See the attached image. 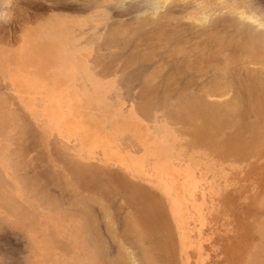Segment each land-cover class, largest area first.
I'll list each match as a JSON object with an SVG mask.
<instances>
[{"label":"rangeland","instance_id":"1","mask_svg":"<svg viewBox=\"0 0 264 264\" xmlns=\"http://www.w3.org/2000/svg\"><path fill=\"white\" fill-rule=\"evenodd\" d=\"M0 60L28 113L0 141V264H264V142L202 165L205 125L183 117L236 98L216 141L256 122L264 0H0Z\"/></svg>","mask_w":264,"mask_h":264},{"label":"bare ground","instance_id":"2","mask_svg":"<svg viewBox=\"0 0 264 264\" xmlns=\"http://www.w3.org/2000/svg\"><path fill=\"white\" fill-rule=\"evenodd\" d=\"M262 24V23H261ZM242 44H245L244 46H247L248 48V45L247 43H242ZM249 44V43H248ZM252 46V45H251ZM184 48V47H183ZM239 49H234L232 50L231 54H230V57H229V60H227V64H229L227 67H230L232 66L233 64H239L242 62L243 58H241V55H240V47H238ZM251 48V47H250ZM252 49V48H251ZM253 50V49H252ZM183 51V50H182ZM246 51V50H245ZM251 51V50H250ZM253 52V51H251ZM242 53V51H241ZM208 54V53H207ZM249 54V53H248ZM257 56L259 54H261L259 51L255 53ZM206 55V54H205ZM254 56V55H253ZM251 56V57H253ZM256 56H254L255 58ZM219 65V64H218ZM224 66V68H227ZM200 68V67H199ZM220 68H221V65H220ZM223 68V69H224ZM222 69V70H223ZM84 70V69H83ZM227 70V69H226ZM224 71V70H223ZM222 71V72H223ZM232 72V71H231ZM234 72V71H233ZM246 72V71H245ZM244 72V74H245ZM225 72H223L224 74ZM237 73H239L237 71ZM236 74V72H235ZM238 75V74H237ZM245 75H248L247 78L249 79V84H255L259 87V89L257 90V97L255 99V106H256V109L254 108V113L257 117V120L255 123L251 124L250 123H246V125L244 127H248L251 131H254V134L252 135H249L248 137H244L243 136V131H244V127L243 128H239L238 132L236 131V135L235 136H232V137H226L224 140H217L216 141V137H215V134H214V130L218 131V129H221L223 128L224 125L227 124V122L232 118V116L236 113L237 109H238V105H239V101L238 99L236 98H233L229 101H224L223 103L219 102V103H208V102H202L204 99H202V101L200 103H198L196 106H195V109L196 111H198L197 115H195L194 113L192 114L190 111H186L187 113H184L183 117H185L186 119H189V120H194V119H197L199 118L201 121H203L204 125H205V130L206 132L204 133H199V135L197 136V140H196V144L197 145H203L204 142H208L210 144V146H207V155L205 154H200L198 153L197 155V161L202 164V165H206L208 163H213L215 161V158L214 157H211L212 156H217L216 155V152H225L227 154H230V155H245V154H248V153H257L259 152L258 149L260 148V144L261 142H264V70H257V71H250V72H246ZM241 76V75H240ZM239 77V76H238ZM244 78V77H243ZM246 78V76H245ZM240 82V80H239ZM239 82H238V85H239ZM241 82H242V78H241ZM97 88V87H96ZM224 84L222 82V80H218L215 81V83H213L210 88L207 89V91H204V95L207 93H218L219 91H221L222 89H224ZM97 91V89L94 90V92ZM101 91V90H99ZM251 91V90H250ZM253 92V91H251ZM98 93V91L96 92ZM222 93V92H221ZM245 93V92H244ZM207 95V94H206ZM223 95V94H222ZM184 106V104H183ZM254 106V105H253ZM182 108V107H181ZM194 111V109H192ZM3 115V114H2ZM1 115V116H2ZM196 116V117H194ZM183 119V118H182ZM178 120L180 119H177L176 122H178ZM183 121V120H181ZM253 121V120H252ZM89 122V121H88ZM180 122V121H179ZM184 122V121H183ZM81 123H85L84 121H81ZM175 123V122H174ZM182 123V122H181ZM185 123V122H184ZM186 124V123H185ZM188 124V123H187ZM192 125V124H190ZM83 129V131L85 132V129L86 127L85 126H82L80 125ZM87 126V125H86ZM129 126V125H128ZM126 127H127V124H126ZM170 128V127H169ZM177 128V127H176ZM181 131V130H180ZM179 131V132H180ZM197 131V128L196 130ZM187 132V131H186ZM185 132V133H186ZM78 133V132H77ZM192 133V132H191ZM189 133V134H191ZM195 133V132H194ZM193 133V134H194ZM216 133V132H215ZM88 134V133H87ZM183 134V133H182ZM188 135V134H187ZM82 136V135H81ZM144 136V135H143ZM65 137V136H64ZM91 134L86 137V143L89 142V139L91 138ZM169 139V141L171 142V147L173 148V150H175L176 152L180 153L181 150L182 151H186V146L187 143L185 142L184 144H182L178 138L176 139V137L174 136V134L172 132H167L166 130V134L164 135L162 133V131H160L158 133V136H157V140L159 142H161L162 140H165V139ZM183 137V136H182ZM145 138V137H144ZM184 138V137H183ZM195 138V137H194ZM118 139V138H117ZM144 140V139H143ZM151 139H148V141L150 142ZM190 140H193L190 138ZM263 140V141H262ZM83 141V139H82ZM119 141V139H118ZM145 141V140H144ZM152 141L155 142L152 138ZM81 143V142H80ZM157 143V142H156ZM148 144V143H147ZM146 144V145H147ZM82 145V144H81ZM119 145V144H118ZM154 145V144H153ZM193 145V144H192ZM264 145V144H263ZM119 147V146H118ZM81 148V146H80ZM103 149V148H101ZM157 149V148H156ZM88 150V149H87ZM146 150V149H144ZM161 150V149H159ZM158 150V151H159ZM260 150V149H259ZM97 151V150H96ZM157 151V153H158ZM197 152V151H196ZM89 153V152H88ZM106 154V153H105ZM104 154V155H105ZM258 154V153H257ZM103 155V156H104ZM160 155V154H159ZM107 156V155H106ZM114 156V155H113ZM127 157V160H126V163L127 165L129 164L130 165V168L134 169V170H139L141 171L142 169H146L145 167V163H151V158H149V156L147 155H144L142 154V156H137V155H132V153H129ZM152 157V156H151ZM183 157V156H182ZM153 158V157H152ZM217 158V157H216ZM89 159V158H88ZM151 159V160H150ZM120 162L121 159H119ZM115 161V160H114ZM118 161V160H117ZM181 161V160H180ZM183 161V160H182ZM154 162V161H153ZM206 163V164H205ZM120 164V163H119ZM187 165V164H186ZM189 165V164H188ZM152 166V165H150ZM197 167V166H196ZM148 168V167H147ZM150 168V167H149ZM157 168V166H156ZM151 169V168H150ZM217 169H212L211 170V175L213 177H216L218 178L219 177V174L216 173ZM218 172V171H217ZM205 175V174H204ZM203 175V176H204ZM201 176V175H200ZM202 177V176H201ZM198 179V178H197ZM196 181V180H195ZM5 188V187H4ZM6 194V193H5ZM11 194V193H10ZM8 195V194H7ZM264 195V194H262ZM9 196V195H8ZM12 197V196H10ZM3 199V198H2ZM151 199V198H150ZM12 200V199H11ZM160 201V200H159ZM151 202V201H150ZM15 203V202H14ZM13 205V204H12ZM261 205V204H259ZM19 206V205H18ZM172 206V212H173V205ZM25 208V207H24ZM161 213V212H160ZM137 218V217H136ZM59 219V218H58ZM57 219V220H58ZM52 221V219H51ZM61 221V220H59ZM63 221V220H62ZM64 222V221H63ZM137 222V221H136ZM135 223V222H133ZM260 224V223H259ZM53 225V224H51ZM60 226V225H59ZM134 226V224H133ZM139 226V225H138ZM136 225V227H138ZM131 227H132V224H131ZM135 227V228H136ZM139 227H142V226H139ZM63 228V227H62ZM61 228V229H62ZM134 228V227H133ZM134 228V229H135ZM51 229V228H50ZM67 229V228H66ZM132 229V230H134ZM137 229V228H136ZM141 229V228H140ZM139 229V230H140ZM52 231V230H51ZM55 231V229L53 230ZM69 233V232H68ZM146 233V232H145ZM44 235V234H43ZM261 235H262V238L264 239V222L262 223V230H261ZM73 236V235H72ZM143 237V236H142ZM80 238V237H79ZM259 240V238H258ZM261 240V238H260ZM47 242V241H46ZM142 242V241H141ZM262 242V241H261ZM263 243V242H262ZM261 243V244H262ZM254 244V243H253ZM256 244V243H255ZM260 244V245H261ZM143 245V244H142ZM254 246V245H253ZM255 249V248H254ZM258 249V248H256ZM259 250V249H258ZM255 251V250H254ZM258 252V251H257ZM260 253V252H259ZM262 254V253H261ZM248 254H246L247 256ZM147 256V255H146ZM241 257V256H240ZM239 257V258H240ZM249 257V256H248ZM149 259V258H148ZM241 260V258H240ZM249 260V259H248ZM253 261V259H250L249 261ZM256 260V259H255ZM89 261V260H88ZM243 261V260H242ZM241 261V262H242ZM251 261V262H252ZM244 263V262H243ZM250 262H248L249 264ZM253 263V262H252ZM263 263V261L261 262ZM260 263V264H261ZM239 264H240V261H239ZM257 264V263H256Z\"/></svg>","mask_w":264,"mask_h":264},{"label":"crops","instance_id":"3","mask_svg":"<svg viewBox=\"0 0 264 264\" xmlns=\"http://www.w3.org/2000/svg\"><path fill=\"white\" fill-rule=\"evenodd\" d=\"M2 62L0 60V65H2ZM17 93H18V90H14L11 84H8L6 82L4 83L2 72L0 71V141H2L1 139L6 137V134H7L6 128H7L8 118L9 119L10 117L16 118V121L18 120L22 121L21 120L23 119L22 113L26 114L28 118V113H25L24 109H22L21 106L18 107V105L14 103ZM5 151H6L5 148L0 146V155L6 154L7 152ZM5 170L6 169H3L0 166V185L5 179L4 177Z\"/></svg>","mask_w":264,"mask_h":264}]
</instances>
